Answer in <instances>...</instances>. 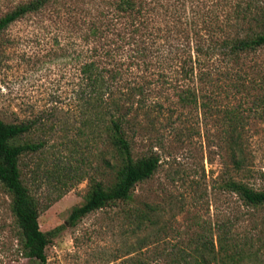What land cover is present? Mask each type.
I'll return each instance as SVG.
<instances>
[{"label":"trees","instance_id":"16d2710c","mask_svg":"<svg viewBox=\"0 0 264 264\" xmlns=\"http://www.w3.org/2000/svg\"><path fill=\"white\" fill-rule=\"evenodd\" d=\"M50 7L67 24L74 56L81 61L76 90L81 131L89 141L99 139L103 159L113 169L112 179L90 176L84 202L72 209L70 223L129 201L136 186L155 174L159 152L151 149L136 157L135 144L142 135L163 143L161 118L175 126L182 120L180 107L216 115L227 167L220 185L246 205L264 208V188L246 179L254 170L251 143L261 130L254 131L249 120H264V62L258 67L246 59L264 49V0H23L0 17V34L20 18ZM156 65L152 74L158 83L133 78L135 66L151 70ZM221 76L231 80L230 89L241 98L255 92L253 103L239 101L213 112L209 90ZM175 127L176 139L191 132ZM34 128L30 122L0 117V188L11 197L20 253L48 264L46 249L60 227L41 228L40 201L22 167L25 155L45 147L44 141L27 137ZM56 168L61 171L60 164ZM72 169L64 174L67 178ZM149 212L145 207L133 211L138 228L151 219ZM233 226L218 225L216 239L193 237L166 264H256L254 244ZM148 262L132 256L127 264Z\"/></svg>","mask_w":264,"mask_h":264},{"label":"rangeland","instance_id":"374dc122","mask_svg":"<svg viewBox=\"0 0 264 264\" xmlns=\"http://www.w3.org/2000/svg\"><path fill=\"white\" fill-rule=\"evenodd\" d=\"M21 1L0 0V17ZM54 9L20 18L0 34V117L32 123L35 128L27 137L45 142L42 151L25 155L22 167L40 201L41 228L60 227L46 249L47 263L127 264L130 257L139 256L147 264H166L170 254L188 246L193 237L216 239L218 225L227 222L234 224L240 237L250 239L257 252L256 264H264V208L246 205L220 185L227 167L217 117L210 112L206 117L196 107L178 111L182 120L174 125L191 131L181 139H176V127L167 117L159 124L163 143L150 136L138 138L134 155L154 149L161 163L151 178L136 186L129 201L92 211L75 225L69 222L72 209L84 202L90 176L112 179L113 169L103 159L99 139L89 141L81 131L76 97L81 61L74 56L67 24L54 15ZM246 62L259 67L264 49ZM150 69L135 66L133 78L145 76L158 83L157 74H152L158 66ZM230 82L221 76L209 90L218 109L213 112L239 101L245 106L253 103L255 92L241 98L230 89ZM249 123L254 131L261 130L251 143L254 170L246 179L264 188V120ZM71 168L67 178L64 174ZM142 207L150 211L151 219L144 220L140 229L133 211ZM16 232L11 197L0 188V264H38L22 256Z\"/></svg>","mask_w":264,"mask_h":264}]
</instances>
